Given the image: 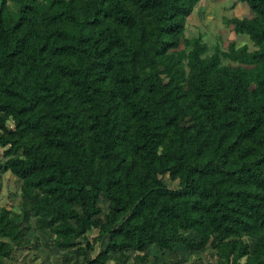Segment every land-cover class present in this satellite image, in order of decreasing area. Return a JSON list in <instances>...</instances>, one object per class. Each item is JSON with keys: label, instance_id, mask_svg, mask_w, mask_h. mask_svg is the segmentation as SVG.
<instances>
[{"label": "trees", "instance_id": "obj_1", "mask_svg": "<svg viewBox=\"0 0 264 264\" xmlns=\"http://www.w3.org/2000/svg\"><path fill=\"white\" fill-rule=\"evenodd\" d=\"M200 1L0 0V264L37 232L61 264H264V0L225 50L185 36Z\"/></svg>", "mask_w": 264, "mask_h": 264}, {"label": "rangeland", "instance_id": "obj_2", "mask_svg": "<svg viewBox=\"0 0 264 264\" xmlns=\"http://www.w3.org/2000/svg\"><path fill=\"white\" fill-rule=\"evenodd\" d=\"M231 17H250V12L246 4L240 3L237 0H201L187 19L185 36L190 37L198 34L209 48L217 45L222 50H225L230 42H234L237 47L245 44L251 49L252 46L248 38L246 36L234 35L231 30V26L226 24L225 19ZM162 181L170 188L176 187V183L169 182L167 177H162ZM18 187L19 182L15 180L8 172H2L0 174V208L9 207L10 204H14L16 202ZM101 202L102 203H100V207L103 211H106V207L104 208L103 204L107 202L104 200ZM46 235L48 236V234ZM46 235H41V237L43 240H45L44 250L49 251V238H47ZM181 250V252L176 251L178 257H187V254H184L185 251L183 249ZM24 253L12 255L13 257H11V264L40 263L41 258L33 260L34 252L28 251L26 253L28 255V260L30 259V262L25 257H23L25 256ZM171 257L172 259L175 258L174 255ZM198 257H201L202 264H219L214 257V253L211 251L205 250L201 252ZM37 260L39 262H37ZM184 263L188 264L187 260H185ZM42 264H48V262L42 260ZM50 264H55V262H50Z\"/></svg>", "mask_w": 264, "mask_h": 264}, {"label": "crops", "instance_id": "obj_3", "mask_svg": "<svg viewBox=\"0 0 264 264\" xmlns=\"http://www.w3.org/2000/svg\"><path fill=\"white\" fill-rule=\"evenodd\" d=\"M100 203H102L100 201ZM99 203V204H100ZM104 208L106 207V211H103L102 208V213L103 215L108 211V204L104 203ZM101 206V205H100ZM47 233L44 232H37L36 235L39 237L40 241L37 245H31L29 246L27 249H25L26 251H20L18 253H12L10 254L9 258L5 260L4 264H11L12 260L11 257H13L12 255L14 254H25V257L28 260V255L26 254L28 251H32L34 252L33 254V260L34 259H38L41 258V261L39 264H42V260L48 262V264H50V262H55V264H61V256L63 255V251L57 250V249H53L50 247V239L52 236L50 235H46ZM41 235H46L47 238H49L48 240V244H49V251L44 250V246H45V240L42 239ZM96 236V231H92L91 233H89L88 237L92 238ZM106 242H103L99 247L94 249L93 253H89L87 255V259H92L96 254H98L99 252L103 251L105 248ZM72 249L67 250L66 252H71ZM179 252H181L180 250H178ZM184 254H187V257L184 258H180L178 257V254L176 253H168V252H163L160 253L159 251L155 250V249H151L150 251V256H149V261L147 264H185L184 261L187 260V262H189V258L192 256L190 253L185 252ZM120 253H115V254H111L109 260L106 262V264H134L133 261V253L132 251H128L126 254V257L122 260V261H118V257H119ZM172 255L175 256L174 259H172ZM53 260V261H52ZM81 260V259H80ZM30 262V259L28 260ZM71 262L74 261V258L72 257L70 259ZM37 262H39L37 260ZM85 264V263H82Z\"/></svg>", "mask_w": 264, "mask_h": 264}]
</instances>
